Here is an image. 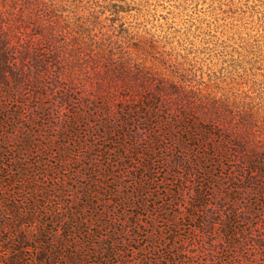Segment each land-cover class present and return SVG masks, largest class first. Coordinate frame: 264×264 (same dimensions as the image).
Returning a JSON list of instances; mask_svg holds the SVG:
<instances>
[{
    "label": "rangeland",
    "instance_id": "obj_1",
    "mask_svg": "<svg viewBox=\"0 0 264 264\" xmlns=\"http://www.w3.org/2000/svg\"><path fill=\"white\" fill-rule=\"evenodd\" d=\"M105 2L124 11L110 16ZM0 37L27 76L20 94H0L1 133L37 135L18 165L26 176L8 171L0 198L34 213L25 229L54 234L35 247L55 264L70 253L105 263L109 248L125 264H264L256 245L227 244L251 227L264 234V213H229L264 155V0H0ZM31 48L48 70L30 67ZM262 196L239 197L259 210ZM54 211L76 216L68 237ZM15 234L2 233L0 260ZM23 252L33 264L36 252Z\"/></svg>",
    "mask_w": 264,
    "mask_h": 264
},
{
    "label": "trees",
    "instance_id": "obj_2",
    "mask_svg": "<svg viewBox=\"0 0 264 264\" xmlns=\"http://www.w3.org/2000/svg\"><path fill=\"white\" fill-rule=\"evenodd\" d=\"M106 3V2H105ZM108 11L110 12V16H117L120 12H123V6L121 4H112L110 2H107L105 4ZM50 14H53V10H48ZM47 14V13H46ZM48 15V14H47ZM110 18V17H109ZM54 25H48L47 27L53 28ZM41 29H45L41 27ZM52 31V30H51ZM12 47L9 46L8 42H6L4 37H0V94L6 93V94H20L22 87L26 84L25 82L26 77L23 73H19L18 70H12L14 67V64L11 62V56L13 54V51L11 50ZM29 54L23 55L24 58L29 60H34L30 67L36 68V70H39L41 73L42 70H48V68L51 67V64L48 63V57L41 54L38 50L32 49L30 52H27ZM51 60L57 62L59 59V51L55 50L52 52V56H50ZM61 102L63 103H71L70 97L65 93L61 98ZM21 117L20 113H16L13 115V119H15V123L18 122V118ZM3 119L0 118V179L2 177L10 176L8 174V171H11L13 173V167H15V171L20 179L26 176L25 170L21 167H18L20 163L23 161L25 156H29V153L32 151V148L37 145L36 142V134L32 131L31 133L27 134H12V133H1V125H2ZM20 126H15L13 130L19 129ZM18 135V136H17ZM48 139L52 140V137L48 136ZM16 141V147L14 150H11L14 154L12 157L9 158V160L4 159V155L8 152L6 150V147L10 146V143ZM238 144V148H241ZM16 154L18 156V159L16 158ZM19 163V164H18ZM31 165V164H26ZM250 165H253L250 167L251 175L240 177L245 178L242 180L243 185L237 187V191L239 193V196L247 198L249 194H255L258 196H262L261 200V209L257 210L252 207L245 205V198H240L239 196L233 199L232 201V210H229V213L231 215H236L237 217L242 215L243 217H239L242 222H245L248 220L247 218L255 217L257 215L262 216L264 213V155H257L253 156V158L250 159ZM34 166L41 167L40 163L35 164ZM249 169V166H248ZM40 170V169H38ZM43 170V168H42ZM148 170V167L147 169ZM7 172V174H6ZM238 175V174H237ZM240 175V174H239ZM238 178V179H240ZM261 178V179H259ZM259 179V180H258ZM34 181L36 179L33 178ZM3 181V179H2ZM12 179L7 178L6 184L10 183L13 184ZM37 182V181H36ZM92 183H96L92 181ZM4 191V190H3ZM37 193L39 190L36 188L34 190ZM91 193L92 191L89 189V192L86 194V203L87 206L91 204ZM222 197V198H221ZM45 198V196H44ZM220 198L219 200L226 202L227 199L223 195H218L215 200ZM9 200L0 198V242L4 243L9 238H3L2 233L6 229H8L11 225L15 228L16 234L13 235L14 240L13 242L9 243L10 248L13 250V254L6 257L4 260H0V264H22L23 261H26L27 258L24 256V249H27L29 251H35L36 257L33 259V264H55L53 259L55 258V254H50L47 252L46 249H40L35 247L33 244H38V242H42L41 239H48L45 244L53 245L56 241L54 239V234H51L48 230L43 228H34V230H27L24 228L23 222L32 223L36 220V216L34 213H22L20 212V207L17 203L8 204ZM211 204V203H210ZM34 205H39L34 202ZM207 206L208 204H203L201 207ZM242 206V208H241ZM245 207V208H243ZM56 220L52 222L53 224H60L62 227V232H67V236L71 234V229L74 227L71 222L72 220L76 219L75 215H72L71 217L67 216H61V214H58L56 211L53 212ZM229 214V215H230ZM13 215L15 218V222L13 223H7L5 221V216H11ZM245 216H248L247 218ZM262 222V221H261ZM264 223V222H263ZM81 224V223H80ZM86 224V223H85ZM83 225V223L81 224ZM264 225V224H263ZM210 226H213V221L210 223ZM253 227H251V230L249 231H243L242 234L240 233H233L231 236H237L240 239L239 243H236L235 239H229L227 244L231 245V247H244L245 245L249 246L250 243L253 245H256L257 249H263L264 251V234H256V232L252 231ZM264 230V229H263ZM60 232V231H59ZM32 233L36 235V238L32 237L30 234ZM118 233V231L116 232ZM121 233V232H120ZM263 233V232H262ZM108 237V236H107ZM111 240L113 239L111 236H109ZM64 237L60 239V241L64 242ZM67 241V238L66 240ZM114 243L111 244V248H114ZM211 249V253H212ZM179 253L185 254V251H181ZM114 254V255H113ZM179 255V254H178ZM104 260L106 261V264H125L126 260L124 262H121L117 258L116 253L110 252V248L104 252ZM213 256V254H212ZM249 258H252L251 254H248ZM82 255L79 253L76 254H68L66 256L67 264H82ZM254 258V256H253ZM100 263V264H105ZM246 264H248V261H246Z\"/></svg>",
    "mask_w": 264,
    "mask_h": 264
}]
</instances>
